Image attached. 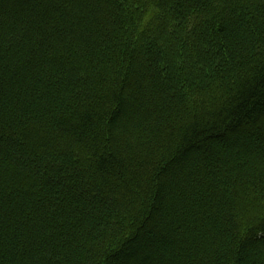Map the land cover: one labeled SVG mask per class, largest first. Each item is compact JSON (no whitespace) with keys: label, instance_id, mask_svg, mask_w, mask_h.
<instances>
[{"label":"trees","instance_id":"16d2710c","mask_svg":"<svg viewBox=\"0 0 264 264\" xmlns=\"http://www.w3.org/2000/svg\"><path fill=\"white\" fill-rule=\"evenodd\" d=\"M0 264H264V0H0Z\"/></svg>","mask_w":264,"mask_h":264}]
</instances>
